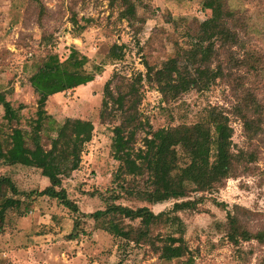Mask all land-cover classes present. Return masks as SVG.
I'll use <instances>...</instances> for the list:
<instances>
[{
  "label": "trees",
  "instance_id": "1",
  "mask_svg": "<svg viewBox=\"0 0 264 264\" xmlns=\"http://www.w3.org/2000/svg\"><path fill=\"white\" fill-rule=\"evenodd\" d=\"M113 1L121 6L120 18L133 28L136 21L143 24L146 20L137 11L142 0H110ZM207 5L208 16L195 19L185 32L190 39L188 43L178 45L176 53L159 67L144 61V73L129 80L121 78L113 86L110 84L114 77L104 83L99 117L102 121L108 117L118 120L112 126L110 140L111 156L118 163L112 182L118 190L103 209L80 212L63 186V180L79 168L84 146L92 138V121L74 116L57 121L46 110L51 96L93 81L100 67L88 68L89 57L74 46L62 59L47 50L34 63L27 78L36 95L34 117L27 121L29 128L21 125V111L26 104L19 102L13 106L6 98L11 91L0 90L1 117L8 127L0 140V166L36 169L41 178L47 179L42 188L25 192L10 176L0 175V229L7 211L19 208L25 201L20 213L25 216L31 202L35 201L32 199L45 196L77 214L66 236L69 240L78 237L81 217H89L101 220V229L113 237L127 243L146 244L159 260L181 258L191 253L178 213L194 210L202 194L213 193L223 187L228 178L249 172L257 158L252 141L264 135V94L257 93L256 85H248L264 78V53L253 45V37L247 32V23L238 12L239 8L229 0H210ZM38 8L41 22L46 7L40 2ZM69 12L74 29H85L88 20L80 25L73 7ZM140 29L139 26L134 28L136 32ZM43 37L44 45L52 41V33ZM123 48V44L113 43L108 51L110 59L120 60ZM222 78L232 89L235 101L230 113L241 122L248 147L234 149L233 128L228 114L220 106L208 105L203 118L194 123L156 129L138 110L145 82L158 90L163 101H173L191 89H207ZM141 132V145L136 146ZM191 193L201 195L191 198ZM123 195L149 204L172 200V206L166 211L154 212L146 205L131 207L116 203ZM215 204L226 212L224 221L217 224L227 241L236 248L254 241L262 249L254 264H264V224L255 226L252 221L256 215L264 213L237 204L231 209H226L224 203ZM172 226L178 227V234L164 231ZM248 250L253 253L254 247Z\"/></svg>",
  "mask_w": 264,
  "mask_h": 264
},
{
  "label": "rangeland",
  "instance_id": "2",
  "mask_svg": "<svg viewBox=\"0 0 264 264\" xmlns=\"http://www.w3.org/2000/svg\"><path fill=\"white\" fill-rule=\"evenodd\" d=\"M210 0H142L138 13L145 17L136 32L119 16L121 6L110 0H0V90L11 91L6 98L13 106L26 104L22 113V126L34 117L36 95L27 82L32 67L45 52L51 51L62 59L72 46L90 59L88 68L100 67L93 81L51 96L46 110L57 121L66 116L86 118L93 123L91 140L85 144L79 168L63 180L68 196L76 201L80 212L103 209L111 202L116 188L112 174L116 170L110 152L112 126L117 118L99 117L104 83L114 77L111 86L121 78L131 79L144 73V61L159 67L164 60L176 53L178 45L190 40L185 34L195 19L202 20L209 14ZM46 7V15L38 20L39 3ZM247 23L252 43L264 53V0H229ZM205 6L206 9L202 7ZM70 7L77 12L85 29L76 31L69 21ZM52 33L48 45L43 35ZM113 43L123 44V56L112 60L108 55ZM226 78V77H225ZM217 79L207 89H191L177 100L163 101L158 90L146 82L142 86L143 98L138 107L153 129L191 124L201 120L208 105L220 106L228 114L233 128L234 149L245 148L249 142L239 119L230 113L235 101L232 89L225 81ZM257 86V93L264 94V78L248 83ZM0 107V140L8 127L2 119ZM138 133L136 146L141 145ZM257 158L249 172L228 178L223 187L213 193L202 194V200L191 211L179 212L191 253L181 258L159 260L146 244L127 243L101 229V220L81 217L79 235L67 239L73 219L77 215L56 200L36 196L27 215L20 216L25 201L19 208L7 211L0 229V264H254L262 249L254 241L236 248L227 241L217 223L225 219V209L219 204L244 206L254 212L264 213V135L252 141ZM253 166V167H252ZM0 175H8L20 190L25 192L44 186L39 171L22 166H0ZM45 181L47 179L44 177ZM191 193V198L199 197ZM32 197L28 200L31 201ZM216 201V202H214ZM116 203L138 207L146 205L154 212L171 208L172 200L149 204L132 197L121 196ZM253 225L264 224V214L255 216ZM126 223H129L126 220ZM135 222H130L134 224ZM164 231L177 233L178 227ZM36 239V240H35ZM254 247V252L248 249Z\"/></svg>",
  "mask_w": 264,
  "mask_h": 264
},
{
  "label": "crops",
  "instance_id": "3",
  "mask_svg": "<svg viewBox=\"0 0 264 264\" xmlns=\"http://www.w3.org/2000/svg\"><path fill=\"white\" fill-rule=\"evenodd\" d=\"M60 93H58V94H55V95H53V96H57V95H59ZM43 182H44V185H46L47 184V182L45 181V179L44 178H42L41 179ZM36 240V239H35Z\"/></svg>",
  "mask_w": 264,
  "mask_h": 264
}]
</instances>
